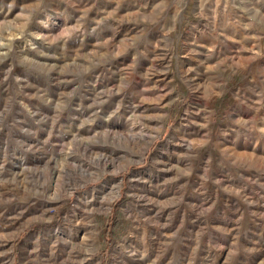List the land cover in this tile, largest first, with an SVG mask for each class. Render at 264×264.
Masks as SVG:
<instances>
[{
    "label": "rangeland",
    "instance_id": "obj_1",
    "mask_svg": "<svg viewBox=\"0 0 264 264\" xmlns=\"http://www.w3.org/2000/svg\"><path fill=\"white\" fill-rule=\"evenodd\" d=\"M0 264H264V0H0Z\"/></svg>",
    "mask_w": 264,
    "mask_h": 264
},
{
    "label": "bare ground",
    "instance_id": "obj_2",
    "mask_svg": "<svg viewBox=\"0 0 264 264\" xmlns=\"http://www.w3.org/2000/svg\"><path fill=\"white\" fill-rule=\"evenodd\" d=\"M93 202V201H92ZM110 207V206H109Z\"/></svg>",
    "mask_w": 264,
    "mask_h": 264
}]
</instances>
